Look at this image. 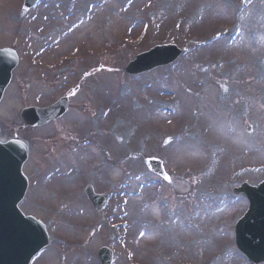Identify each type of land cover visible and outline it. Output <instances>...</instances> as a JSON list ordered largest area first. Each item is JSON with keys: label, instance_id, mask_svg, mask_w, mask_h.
<instances>
[{"label": "rangeland", "instance_id": "rangeland-1", "mask_svg": "<svg viewBox=\"0 0 264 264\" xmlns=\"http://www.w3.org/2000/svg\"><path fill=\"white\" fill-rule=\"evenodd\" d=\"M25 1L0 0V47L22 54L2 136L29 99L70 100L63 118L20 132L32 142L22 210L55 237L34 264H101L102 247L113 264H255L234 242L250 202L233 191L264 181V0ZM169 43L173 62L125 72ZM87 185L110 196L103 210Z\"/></svg>", "mask_w": 264, "mask_h": 264}, {"label": "water", "instance_id": "water-1", "mask_svg": "<svg viewBox=\"0 0 264 264\" xmlns=\"http://www.w3.org/2000/svg\"><path fill=\"white\" fill-rule=\"evenodd\" d=\"M37 0H27L26 7H31ZM0 50V99L2 98L3 92L10 80L12 79V71L16 64L10 59L6 58ZM181 51L172 45L161 47L160 50H152L147 53L138 55L137 58L130 62L126 67V71L130 74H138L146 70H150L155 66L165 65L173 62ZM66 105L60 103L47 110H41L43 112L54 111L51 115L43 114L41 111L36 112V110H30V116L28 113H24V119L27 124L37 125L48 121L55 115H60L64 112ZM1 134V128H0ZM19 145L15 141H11L9 144H0V169L5 168L9 174L8 182L9 186H12V192H18V196L12 199V203L9 204L10 210L13 211L15 220L11 221V226L8 232L14 237L17 231L22 230L26 235L30 236V250H26L23 253V258L21 259V253L16 245L12 249L8 247H3V251H0V264H28L30 259L38 253L41 249L52 243V238L49 236L47 226L40 222L34 220L32 217H27L22 214L18 208V203L21 198L25 195L27 185L20 184V181H24V175L22 174V165L27 158V152L20 151L18 149ZM20 148V147H19ZM156 163V161H153ZM158 169L161 171V166L159 162ZM2 186H0V190ZM238 193H244L251 201V206L249 211L244 216L243 220H239L236 225V243L238 248L245 252V254L256 264L264 261V182L257 187L249 186L245 184L239 190ZM91 198L98 208H101L104 204V200L99 196H95L91 191ZM6 220L0 218V242L1 235L6 227ZM5 234V233H4ZM7 235L5 241L10 240L12 242L15 239ZM1 246V245H0ZM17 253H15V252ZM108 250L102 249L100 254V259L103 264H111L110 261L112 256L109 257L106 254ZM20 253V254H19ZM19 254V255H18ZM26 260V261H25Z\"/></svg>", "mask_w": 264, "mask_h": 264}, {"label": "bare ground", "instance_id": "bare-ground-1", "mask_svg": "<svg viewBox=\"0 0 264 264\" xmlns=\"http://www.w3.org/2000/svg\"><path fill=\"white\" fill-rule=\"evenodd\" d=\"M42 146H43V150L46 151V148H47V147H46L45 145H42Z\"/></svg>", "mask_w": 264, "mask_h": 264}, {"label": "snow or ice", "instance_id": "snow-or-ice-1", "mask_svg": "<svg viewBox=\"0 0 264 264\" xmlns=\"http://www.w3.org/2000/svg\"><path fill=\"white\" fill-rule=\"evenodd\" d=\"M165 179H169V180H170V178H169V177H167V176L165 177Z\"/></svg>", "mask_w": 264, "mask_h": 264}]
</instances>
